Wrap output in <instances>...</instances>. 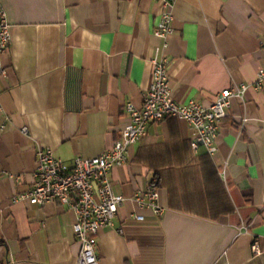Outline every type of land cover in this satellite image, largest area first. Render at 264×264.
I'll return each mask as SVG.
<instances>
[{"label": "crops", "instance_id": "1", "mask_svg": "<svg viewBox=\"0 0 264 264\" xmlns=\"http://www.w3.org/2000/svg\"><path fill=\"white\" fill-rule=\"evenodd\" d=\"M174 1L166 55L176 102L209 106L224 90L248 87L244 99L231 100L210 156L234 211L213 221L173 210L166 187L161 217L132 200L155 172L183 189L196 179L181 181L179 173H201L206 151L192 150V128L166 119L111 171L115 194L128 201L99 233L100 264H264V84L257 87L264 0ZM1 9L12 44L0 53V100L9 118L0 128V264H77L74 212L13 199L32 188L40 147L71 164L99 157L121 138L124 106L141 107L152 84L162 7L156 0H0ZM196 193L189 192L193 202ZM135 213L145 220H132Z\"/></svg>", "mask_w": 264, "mask_h": 264}, {"label": "built area", "instance_id": "2", "mask_svg": "<svg viewBox=\"0 0 264 264\" xmlns=\"http://www.w3.org/2000/svg\"><path fill=\"white\" fill-rule=\"evenodd\" d=\"M161 4L160 20L155 36L162 41L156 49L153 59L154 72L150 89L143 97L141 107L133 103L124 106L129 121L112 149L99 157L85 159L76 157L71 164L56 157L50 148L40 147L37 151V169L35 182L29 192L13 199L14 203L27 201L31 205L58 203L75 214L74 232L80 245L77 264H100L97 254L99 233L113 226L119 210L127 203L123 195H117L113 189L111 171L124 166L129 161V151L149 134L157 123L169 118L184 121L193 130L191 148L197 153L204 149L209 156L218 151L219 124L228 117L231 100L244 99L248 87L235 86L218 93L209 106L190 101L181 105L173 96L172 81L169 75V60L166 55L168 39L173 34L174 0H156ZM12 44L11 25L5 10H0V53L9 51ZM264 84V70L259 74L257 87ZM0 115L4 118L1 130L6 128L9 118L5 115L0 100ZM244 119L242 123H246ZM28 134V128L21 130ZM153 181L146 190L137 191L132 200L139 209H149L157 217L164 214L161 205L160 189ZM130 218L143 222L142 214H133ZM247 230V227L245 226ZM258 253L257 245L253 246Z\"/></svg>", "mask_w": 264, "mask_h": 264}, {"label": "trees", "instance_id": "3", "mask_svg": "<svg viewBox=\"0 0 264 264\" xmlns=\"http://www.w3.org/2000/svg\"><path fill=\"white\" fill-rule=\"evenodd\" d=\"M199 160L201 173L192 168H190V171L186 169L184 172L179 173L182 177L181 181L186 177H195L196 182L192 189H183L179 187L178 182V186L176 184V186L172 185L169 183L170 179L167 178L166 181V177L161 172H155L154 186L159 189L164 187L168 189L171 209L215 221L221 216L231 214L234 207L211 157L206 153L200 155ZM200 174V179L203 181L198 178ZM189 192H197L196 194L200 196H197L199 198L196 199V202L191 201L193 196H190ZM5 245L6 241L0 232V246Z\"/></svg>", "mask_w": 264, "mask_h": 264}]
</instances>
